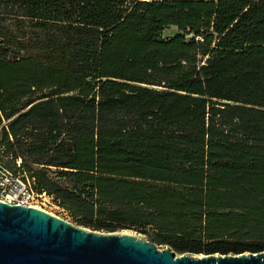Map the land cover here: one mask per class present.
I'll list each match as a JSON object with an SVG mask.
<instances>
[{"label": "trees", "instance_id": "16d2710c", "mask_svg": "<svg viewBox=\"0 0 264 264\" xmlns=\"http://www.w3.org/2000/svg\"><path fill=\"white\" fill-rule=\"evenodd\" d=\"M0 146L79 226L261 253L264 0H0Z\"/></svg>", "mask_w": 264, "mask_h": 264}, {"label": "water", "instance_id": "95a60500", "mask_svg": "<svg viewBox=\"0 0 264 264\" xmlns=\"http://www.w3.org/2000/svg\"><path fill=\"white\" fill-rule=\"evenodd\" d=\"M190 255L126 234L97 233L38 208L0 202V264H264L261 253Z\"/></svg>", "mask_w": 264, "mask_h": 264}, {"label": "built area", "instance_id": "2783aa9c", "mask_svg": "<svg viewBox=\"0 0 264 264\" xmlns=\"http://www.w3.org/2000/svg\"><path fill=\"white\" fill-rule=\"evenodd\" d=\"M17 167L18 170L13 172L0 161V202L41 208V201L53 199L46 192L36 191L35 178L22 169L21 159H17Z\"/></svg>", "mask_w": 264, "mask_h": 264}, {"label": "rangeland", "instance_id": "374dc122", "mask_svg": "<svg viewBox=\"0 0 264 264\" xmlns=\"http://www.w3.org/2000/svg\"><path fill=\"white\" fill-rule=\"evenodd\" d=\"M179 30L177 27H174V28H168L165 32H164V36L165 37H172L174 36V34L178 33ZM1 146H0V152H1ZM41 208H43L46 212L48 213H52L53 215L59 217L60 219L64 220V221H68L72 224H74L75 226H78V227H81V228H85L87 230H90V231H94V232H101V233H117V234H126L130 237H136L140 240H144V241H150L149 240V237L145 236L144 234L140 233L139 231H137L136 229H118L116 230L115 232H108L106 230H94L92 228H89V227H85V226H79L77 223L74 222V220L72 219V217L67 213L65 212L63 209H61L60 207H58L54 202H53V199H47V200H43L41 201ZM157 247L160 249V250H164V248H167L169 246H165L164 248L157 245ZM170 248V247H169ZM171 249V248H170ZM172 250V249H171ZM173 251V250H172ZM174 252V251H173ZM177 253V252H176ZM181 255H190V256H193V257H197V256H200V255H203L205 256L206 254H191L189 252H185V253H177V257H181ZM216 255V253H215Z\"/></svg>", "mask_w": 264, "mask_h": 264}, {"label": "snow or ice", "instance_id": "6c2138e0", "mask_svg": "<svg viewBox=\"0 0 264 264\" xmlns=\"http://www.w3.org/2000/svg\"><path fill=\"white\" fill-rule=\"evenodd\" d=\"M219 255H220V253L217 252V253H216V256H219ZM195 259H198V260H207L208 257L201 255V256L196 257Z\"/></svg>", "mask_w": 264, "mask_h": 264}, {"label": "bare ground", "instance_id": "6f19581e", "mask_svg": "<svg viewBox=\"0 0 264 264\" xmlns=\"http://www.w3.org/2000/svg\"><path fill=\"white\" fill-rule=\"evenodd\" d=\"M35 208H38V209H41V210H44L43 208H39V207H35ZM45 211V210H44ZM46 212V211H45ZM50 214V213H49ZM52 214V213H51ZM53 215V214H52ZM201 256V255H200ZM198 257V256H197Z\"/></svg>", "mask_w": 264, "mask_h": 264}]
</instances>
